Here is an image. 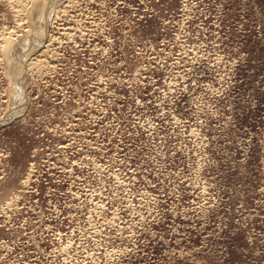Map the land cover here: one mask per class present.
Wrapping results in <instances>:
<instances>
[{
  "label": "rangeland",
  "instance_id": "obj_1",
  "mask_svg": "<svg viewBox=\"0 0 264 264\" xmlns=\"http://www.w3.org/2000/svg\"><path fill=\"white\" fill-rule=\"evenodd\" d=\"M63 5L7 118L0 64V264H264V0Z\"/></svg>",
  "mask_w": 264,
  "mask_h": 264
},
{
  "label": "bare ground",
  "instance_id": "obj_2",
  "mask_svg": "<svg viewBox=\"0 0 264 264\" xmlns=\"http://www.w3.org/2000/svg\"><path fill=\"white\" fill-rule=\"evenodd\" d=\"M65 1L68 0H62V2H60V0H16V2L20 3L18 6V10H16V24L18 29H24L25 34H16V32L18 31V29H7V26H4V29H0V64L4 66L5 69V75L6 78L8 79L9 83H11V92H12V97H11V101H12V105H10V112H8V114L6 113V118L10 115L13 107L15 108V105L20 101H22V96H23V91L25 90V83L27 81V79H25V75H26V70H31L33 69L34 66H39L37 69L39 70L41 66H47V61L46 60H39L42 59L39 57V59H36L35 61L30 60L29 62L27 61L30 56H33L36 52L39 51V48L43 42L44 37H46L47 34V29L49 27V24H51V19H53V16L56 15L57 13L62 10V7H65L63 5V3ZM89 1V0H88ZM91 1V0H90ZM94 2V1H93ZM91 2V3H93ZM13 3V1H12ZM17 3V4H18ZM76 3V2H75ZM10 4V3H9ZM67 4V3H66ZM85 4V2H84ZM88 4V2L86 3ZM12 7H14L12 4H10ZM73 5V4H72ZM76 5V4H75ZM83 5V4H82ZM7 6V5H6ZM8 7V6H7ZM72 8V7H71ZM92 8V7H91ZM96 8V7H95ZM66 9V8H65ZM64 9V10H65ZM87 9V8H86ZM90 9V7H89ZM12 10V8H11ZM80 10V8H79ZM84 10V8H83ZM82 10V11H83ZM91 10V9H90ZM74 11V9H73ZM76 11V10H75ZM81 11V10H80ZM55 12V15H54ZM95 12V11H94ZM63 13V11H62ZM73 13V12H72ZM77 15L79 14L78 12H76ZM75 13V14H76ZM92 12L90 11L89 14H91ZM70 14V13H69ZM68 14V15H69ZM88 14V13H87ZM15 15V14H12ZM64 15V13H63ZM66 15V14H65ZM67 15V16H68ZM84 15V14H83ZM58 16L61 17V15L59 14ZM66 16V17H67ZM70 16V15H69ZM88 16V15H87ZM90 16V15H89ZM92 16V15H91ZM94 17V16H92ZM91 17V18H92ZM59 18V17H58ZM70 18V17H68ZM79 18V17H78ZM13 19L15 20V18L13 17ZM63 18H61L60 20L62 21ZM77 19V18H76ZM83 20V18H81ZM86 19V18H85ZM3 20V19H2ZM95 20V18H94ZM13 21V20H12ZM96 21V20H95ZM64 22V21H63ZM68 22V21H67ZM65 23V22H64ZM69 23V22H68ZM75 23V22H74ZM87 23V22H86ZM89 23V22H88ZM59 23H57L58 25ZM90 24V23H89ZM96 24V23H95ZM55 25V24H54ZM56 25V26H57ZM77 25V23H76ZM94 25V24H93ZM3 26V25H2ZM9 26V25H8ZM15 26V25H14ZM51 26V25H50ZM59 26V25H58ZM92 26V25H91ZM96 26V25H94ZM63 27V26H62ZM76 27V26H75ZM86 27V26H85ZM10 28V27H9ZM51 28V27H50ZM58 28V27H57ZM71 28V27H69ZM87 28V27H86ZM77 29V28H76ZM96 29V28H95ZM67 30V29H66ZM73 30V29H72ZM78 30V29H77ZM85 30V29H84ZM91 30V29H90ZM93 30V29H92ZM59 31V30H58ZM64 31V30H62ZM74 31V30H73ZM79 31V30H78ZM89 31V30H88ZM87 31V32H88ZM67 32V31H66ZM83 32V30H82ZM122 32V31H121ZM80 33V32H79ZM85 33V32H84ZM74 34V33H73ZM87 34V33H86ZM89 34V33H88ZM79 35V34H78ZM74 36V35H73ZM72 36V37H73ZM71 37V38H72ZM51 38V37H50ZM76 38V37H74ZM86 38V36H85ZM53 39V38H52ZM69 39V37H68ZM73 39V38H72ZM84 39V38H83ZM91 39V38H90ZM55 40V38L53 39V41H49L51 43H53ZM75 40V39H74ZM45 41V40H44ZM48 41V40H46ZM66 41V40H65ZM71 42V41H68ZM81 42V41H80ZM84 42V41H83ZM93 42V41H92ZM49 44V43H48ZM69 44V43H67ZM96 44V43H95ZM94 45V44H93ZM44 46V45H43ZM62 46V45H61ZM86 46V44H85ZM90 46V45H89ZM46 47V46H45ZM48 47V46H47ZM74 47V46H73ZM96 47V46H95ZM77 48V47H76ZM86 48V47H85ZM88 48V47H87ZM43 49V48H42ZM70 49V48H69ZM81 49V48H80ZM92 49V47H91ZM96 48H94L95 50ZM45 50V49H43ZM49 50V49H47ZM64 50V49H62ZM68 50V49H67ZM73 49H71L70 51H72ZM65 51V50H64ZM39 53V52H38ZM44 53V52H43ZM55 53V52H54ZM59 53V52H58ZM51 54V53H50ZM48 54V56L50 55ZM63 54V53H62ZM75 54V53H74ZM81 54V53H78ZM40 55V54H39ZM47 55V54H46ZM94 55V54H93ZM35 56V55H34ZM41 56H43L41 54ZM51 56V55H50ZM58 55H56L55 57L57 58ZM61 56V55H60ZM72 56V55H71ZM76 56V55H75ZM64 57V56H63ZM32 58V57H31ZM30 58V59H31ZM47 58V57H46ZM66 58V57H65ZM50 60V59H49ZM57 60V59H56ZM62 60V59H61ZM51 63V62H50ZM58 63V62H57ZM62 63V62H61ZM69 63V62H68ZM64 64V63H63ZM67 64V63H66ZM61 65V64H60ZM76 65V64H75ZM49 67V65H48ZM47 67V68H48ZM51 67V66H50ZM56 67V66H54ZM1 68V67H0ZM46 68V67H45ZM44 68V69H45ZM61 68V67H60ZM59 68V69H60ZM36 69V67H35ZM42 69V68H41ZM57 69V68H56ZM56 69L54 71H56ZM72 69V68H71ZM69 70V69H68ZM36 71V70H35ZM33 72V71H32ZM43 72V71H42ZM47 72V71H46ZM51 72V71H50ZM45 73V72H44ZM43 73V74H44ZM48 73V72H47ZM53 73V71H52ZM51 73V74H52ZM57 73V72H56ZM59 74V73H58ZM74 74V73H73ZM62 75V74H61ZM75 75V74H74ZM33 76V75H32ZM43 76V75H42ZM46 76V75H45ZM1 77V76H0ZM3 77V76H2ZM51 77V76H50ZM76 77V76H74ZM27 78V77H26ZM36 78V77H35ZM42 78V77H41ZM55 78V77H54ZM32 79V78H31ZM71 79V78H70ZM40 80V79H39ZM48 80V79H47ZM46 80V81H47ZM84 80V79H83ZM7 81V83H8ZM49 81V80H48ZM57 81V80H56ZM67 81V80H66ZM31 82V81H30ZM43 82V81H42ZM35 83V82H34ZM87 84V83H86ZM89 88V87H88ZM78 92V91H77ZM31 93V92H30ZM30 93H26V94H30ZM36 93V92H35ZM41 93V92H39ZM27 98V97H26ZM28 100V99H26ZM22 105V103H20ZM27 104V102H26ZM54 106V105H53ZM74 107V106H73ZM52 108V107H51ZM70 108V107H69ZM76 108V107H75ZM7 110V108H6ZM67 110V109H66ZM66 112V111H65ZM56 121V120H55ZM57 122V121H56ZM56 125V124H55ZM54 125V127H55ZM68 127V125H66ZM65 127V125H64ZM53 128V127H52ZM60 128V127H58ZM69 129V128H67ZM57 131V130H56ZM59 131V129H58ZM57 131V132H58ZM70 131V130H69ZM71 132V131H70ZM59 133V132H58ZM63 133V132H61ZM65 133V132H64ZM67 133V132H66ZM65 133V134H66ZM67 135V134H66ZM71 137V136H70ZM73 137V136H72ZM69 138V137H68ZM34 150V149H33ZM39 150V149H38ZM38 152V151H37ZM2 153V152H1ZM35 154V153H34ZM32 155V154H31ZM2 156V155H1ZM32 168V167H31ZM29 168V169H31ZM34 171V170H33ZM31 173L30 172L26 175V178L29 179V175ZM1 175V174H0ZM24 179V178H23ZM22 182V181H21ZM26 182V180H25ZM13 195V194H12ZM10 197V196H9ZM16 198V197H15ZM18 198H20L18 196ZM13 199V198H12ZM10 200V199H8ZM7 200V201H8ZM3 209V208H2ZM2 212H5V210H3ZM1 258V257H0ZM4 263V262H3Z\"/></svg>",
  "mask_w": 264,
  "mask_h": 264
}]
</instances>
